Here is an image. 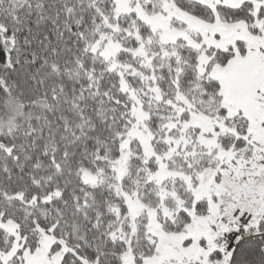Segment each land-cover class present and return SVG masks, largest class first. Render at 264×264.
Instances as JSON below:
<instances>
[{
  "label": "snow or ice",
  "instance_id": "1",
  "mask_svg": "<svg viewBox=\"0 0 264 264\" xmlns=\"http://www.w3.org/2000/svg\"><path fill=\"white\" fill-rule=\"evenodd\" d=\"M0 264H264V0H0Z\"/></svg>",
  "mask_w": 264,
  "mask_h": 264
}]
</instances>
